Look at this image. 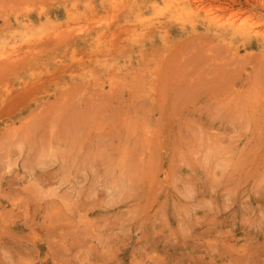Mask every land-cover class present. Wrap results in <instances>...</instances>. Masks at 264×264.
<instances>
[{
  "label": "rangeland",
  "instance_id": "rangeland-1",
  "mask_svg": "<svg viewBox=\"0 0 264 264\" xmlns=\"http://www.w3.org/2000/svg\"><path fill=\"white\" fill-rule=\"evenodd\" d=\"M0 64V264H264V0H0Z\"/></svg>",
  "mask_w": 264,
  "mask_h": 264
},
{
  "label": "bare ground",
  "instance_id": "bare-ground-1",
  "mask_svg": "<svg viewBox=\"0 0 264 264\" xmlns=\"http://www.w3.org/2000/svg\"><path fill=\"white\" fill-rule=\"evenodd\" d=\"M111 5H112V4H111ZM186 20H187V19H186ZM24 27H25V26H24ZM237 30H238V29H237ZM55 31H56V30H54L53 32H55ZM69 31H70V29H69ZM252 32H253V31H252ZM57 33H58V32H57ZM59 33H60V32H59ZM253 33H254V32H253ZM68 34H69V33H68ZM237 34H238V33H237ZM64 35H65V34H64ZM239 35H240V34H239ZM65 36H66V35H65ZM65 36H64V37H65ZM58 37H59V36H58ZM50 38H51V37H50ZM50 38H49V39H50ZM68 38H69V36H68ZM77 39H78V38H77ZM54 40H55V38H54ZM48 41H49V40H48ZM50 41H51V40H50ZM56 41H57V40H56ZM56 41H54V43H55ZM80 41H82V40H80ZM51 43H52V41H51ZM56 43H57V42H56ZM56 43H55V45H56ZM57 44H59V43H57ZM28 45H29V44H28ZM48 45H49V44H48ZM48 45H47V46H48ZM55 45H54V46H55ZM19 47H20V46H19ZM29 48H30V46H29ZM37 48H38V47H36L35 52H36ZM13 49L16 50V48H13ZM27 49H28V47H27ZM32 49H33V48H32ZM21 50L23 51V49H21ZM21 50H19V51L21 52ZM25 50H26V49H25ZM38 50H39V49H38ZM38 50H37V51H38ZM16 51H17V50H16ZM19 51H18V52H19ZM29 51H31V50L29 49ZM32 51H33V50H32ZM23 52H24V51H23ZM24 53H25V52H24ZM24 53H23V55H24ZM33 53H34V52H33ZM19 54H20V53H19ZM10 55H11V54H10ZM12 55H13V56H16V55H14V54H12ZM29 55H32V53L29 54ZM3 56H4V55H3ZM25 56H27V53L25 54ZM25 56H22V57H25ZM6 57H7V56H6ZM9 57H10V56H9ZM25 58H26V57H25ZM3 59H4V58H3ZM12 59H13V61H15L14 58H12ZM12 59H11V60H12ZM15 59H16V58H15ZM18 59H19V58H18ZM21 59H22V58H21ZM4 60H5V59H4ZM16 60H17V59H16ZM4 62H5V64L9 65L8 63H10V58H9V62H8V61H4ZM6 62H8V63H6ZM15 62H16V61H15ZM16 63H17V62H16ZM10 64H11V63H10ZM12 64H13V62H12ZM0 67H1V64H0ZM2 67H3V66H2ZM11 67H12V65H11ZM0 69H1V68H0ZM5 69H6V67H5ZM73 132H74V131H73ZM73 136H74V135H72V137H73ZM70 137H71V136H70ZM73 138H74V137H73ZM76 139H78V138L76 137ZM72 140H73V139H72ZM77 141H78V140H77ZM77 143L80 144L79 142H77ZM81 143H82V142H81ZM76 145H77V144H76ZM74 146H75V145H74ZM78 147H80V146H78ZM78 147H76V149H78ZM80 148H81V147H80ZM69 149H70V148H69ZM79 151H80V150H79ZM130 176H131V175H130ZM130 178H131V177H130ZM131 185H132V184H131ZM127 187H128V186H127ZM127 187H126V188H127ZM52 208H53V207H52ZM53 209H54V208H53ZM47 213H48V212H47ZM18 214H19V213H18ZM45 214H46V213H45ZM26 215L28 216V214H26ZM18 216H20V215H18ZM23 216H24V215H23ZM27 216H26V218H27ZM45 216H46V215H45ZM24 217H25V216H24ZM29 217H30V216H29ZM62 217H63V216H62ZM65 218H66V217H65ZM31 219H32V218H31ZM31 219H30V220H31ZM51 219H52V218H51ZM46 220L48 221V219H46ZM5 221H6V220H5ZM42 221H43V220H42ZM9 222H10V221H9ZM48 222H49V221H48ZM58 222H59V221H58ZM65 222H68V221H65ZM6 223H7V222H6ZM55 223H56V222H55ZM68 223H69V222H68ZM44 224H45V223H44ZM57 224H58V223H57ZM10 225H11V224H10ZM54 225H55V224H54ZM74 225H75V224H74ZM55 226H56V225H55ZM66 226H68V225H66ZM69 227H71V226H69ZM32 228H33V227H32ZM51 229H52V228H51ZM9 230H10V228H9ZM54 230H55V229H54ZM72 230H73V229H72ZM51 231H52V230H51ZM62 231H64V230H62ZM2 232H3V231H2ZM6 232H7V231H6ZM69 232H70V231H69ZM51 233H52V232H51ZM1 234H4V233H1ZM6 234H7V233H6ZM10 234H11V233H10ZM10 234H9V235H10ZM64 234H65V233H64ZM56 235H58V234H56ZM66 235H67V234H66ZM78 235H79V234H78ZM78 235H77V236H78ZM12 236H13V235H12ZM12 236H11V237H12ZM59 236H60V235H59ZM34 237H37V236L34 235ZM41 237H42V236H41ZM53 237H55V235H54ZM62 237H63V236H62ZM48 238H49V237H48ZM57 238H58V237H57ZM70 238H71V236H70ZM73 238H74V237H73ZM79 238H80V237H79ZM32 239H33V238H32ZM59 239H60V238H59ZM76 239H77V238H76ZM71 240H72V239H71ZM64 241H65V240H64ZM68 243H69V242H68ZM62 244H63V243H62ZM32 246H33V245H32ZM65 246H66V245H65ZM33 247H34V246H33ZM78 247H79V246H78ZM78 247H77V248H78ZM82 247H83V246H82ZM34 248H35V247H34ZM63 250H64V249H63ZM76 250H77V249H76ZM50 252H51V251H50ZM54 252H55V251H54ZM65 252H66V251H65ZM48 253H49V252H48ZM66 253H67V252H66ZM53 256H54V255H53ZM66 258H67V257H66ZM81 259H82V258H81ZM82 260H84V259H82ZM86 260H87V259H86ZM82 262H83V261H82ZM86 262H88V261H86ZM86 262H84V264H86ZM98 262H99V261H98ZM67 263H68V262H67ZM56 264H57V263H56Z\"/></svg>",
  "mask_w": 264,
  "mask_h": 264
}]
</instances>
